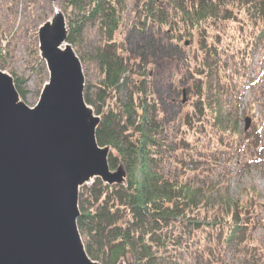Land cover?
<instances>
[{
  "label": "trees",
  "instance_id": "trees-1",
  "mask_svg": "<svg viewBox=\"0 0 264 264\" xmlns=\"http://www.w3.org/2000/svg\"><path fill=\"white\" fill-rule=\"evenodd\" d=\"M61 1L68 45H79L85 21L96 19L102 30V43L88 56L99 75L95 92L90 93V83L83 81L82 96L99 117L95 140L108 150V168L122 177L107 183L94 176L89 185L78 187L76 226L86 255L100 264H180V255L186 250L197 256L196 264H209L203 250L214 256L233 246L244 249L246 258L256 259L250 237L255 222L249 218L260 205L253 198L256 189L244 192L242 199H232L225 183L209 184L204 190L186 177L163 171L180 161L176 158L180 152L159 117V101L148 90L145 62L132 60L117 45L121 1ZM161 5L158 0L153 5L151 0H142L141 16L133 19L132 25L142 28L145 22L153 21L159 26L189 28L200 34L188 62H193L190 69L206 68L208 74L198 77L206 81H202L203 89L198 88L191 110L200 121L188 126L194 130L210 120V130L203 126L201 129L212 149L205 153L200 136L185 137L191 141L180 137L178 141L181 149V145L194 143L198 155L204 156L209 166H215L221 157L241 151L237 104L222 103L219 96L229 93L235 102L238 100L239 78L247 74L250 56L264 34V0H180L170 8L173 18L169 21L167 16L164 19ZM228 22L240 23L235 30L237 36L228 35L221 46L218 42L223 39L222 33L205 41L208 28ZM0 54L4 56L1 44ZM223 54L237 60L234 71L222 65L219 58ZM34 56L35 65L44 71L45 61L36 46ZM196 75H200L199 71ZM211 75H216L212 82ZM12 81L23 98L24 80L14 77ZM173 150L175 159L170 158ZM187 162L193 160L188 158ZM183 169L181 173L185 174ZM216 190L214 198H209Z\"/></svg>",
  "mask_w": 264,
  "mask_h": 264
},
{
  "label": "rangeland",
  "instance_id": "rangeland-1",
  "mask_svg": "<svg viewBox=\"0 0 264 264\" xmlns=\"http://www.w3.org/2000/svg\"><path fill=\"white\" fill-rule=\"evenodd\" d=\"M120 1L121 4L118 6L121 9L120 21L115 36L117 45L132 60L145 62L148 90L152 91L159 101V117L170 139L177 143L176 150L180 152L176 157L180 161L173 163L174 166L167 165L163 171L169 172L170 175L186 177L191 184L204 190L209 184L225 183L228 195L232 199H242L244 192L250 188L257 190L253 198L260 205L249 216L255 222L254 227L251 228L250 237L255 247L254 253H257L256 256L254 255L256 259L246 258L244 249L233 246L216 254L218 256L207 255V251L205 253L203 250V258L207 259L209 264H264V34H261V40L250 56L247 74L239 78L241 80L238 82V100L235 102L234 95L229 93L219 96V101L222 103L237 104L241 151L231 157H221L217 165L209 166L204 156L198 155L194 143L181 145L183 147L181 149L178 141L180 137L187 140L188 138L185 137L200 136L199 142L204 145L205 153H209L212 149V144L208 146L209 138L201 129L203 126L209 131L210 120L194 130L188 126L193 127L197 121L198 123L200 121L196 120L191 110L192 105L196 103L198 88L203 89L202 81H206L198 77L203 78L202 73L208 74L206 68L202 71V68L196 66L195 73L192 75L191 70L194 71V68H190L193 62H188L192 60L193 50L198 46L200 34L189 28L178 30L180 27L170 29L168 25L159 26L153 21L145 22L142 28L133 26V19L141 16L142 0ZM154 1L151 0L152 5ZM158 1L162 4L160 11L164 13V19L167 16L169 21L173 18L170 8L180 4V0ZM63 6L61 0H0V44L4 50V56H0V71L12 79L18 77L24 80L21 84L24 97L22 98L17 92V101L30 108L38 103L42 88L48 81L46 65L44 71L40 70V65H35V46L39 56L41 54L39 31L56 14L61 17L66 28ZM239 24V22H228L224 23V26L219 23L212 25L206 30L205 41H210L222 33L223 39L218 42V46H221L228 35L232 37L238 35L235 30ZM138 26L141 25L138 24ZM101 37L102 30L98 27L97 20H88L82 27L79 45L75 48L70 46L80 62L84 83H90V93L95 92L94 84L99 75L96 64L89 60L88 56L100 46ZM244 38H247L246 34ZM219 59L223 61L222 65L227 71H234L236 68V59L226 58V54L221 55ZM198 71L200 75H196ZM215 78L216 75H211V82ZM88 108L92 118L97 117L93 113V108L91 106ZM246 117L249 118V123L244 129ZM169 148L173 149L174 146L169 145ZM175 154L176 151L173 150L170 158L175 159ZM188 158L193 162H187ZM183 168H185V174L181 173ZM120 179L122 177H119ZM92 180L93 176L85 178L79 186L89 185ZM221 187H218V190ZM216 193L217 190L209 195V198H214ZM199 235V238L203 239L202 235ZM196 257L184 250L180 255V264H196L198 261Z\"/></svg>",
  "mask_w": 264,
  "mask_h": 264
},
{
  "label": "water",
  "instance_id": "water-1",
  "mask_svg": "<svg viewBox=\"0 0 264 264\" xmlns=\"http://www.w3.org/2000/svg\"><path fill=\"white\" fill-rule=\"evenodd\" d=\"M66 28L39 31L48 81L38 103L17 101L12 78L0 71V264H99L86 255L76 226L81 174L107 183L108 150L97 145L83 100V74ZM249 118H245V129Z\"/></svg>",
  "mask_w": 264,
  "mask_h": 264
},
{
  "label": "bare ground",
  "instance_id": "bare-ground-1",
  "mask_svg": "<svg viewBox=\"0 0 264 264\" xmlns=\"http://www.w3.org/2000/svg\"><path fill=\"white\" fill-rule=\"evenodd\" d=\"M62 25H63V22L61 20V17L58 14H56L55 17L50 22L46 23L44 27H42V29L45 30L46 36H48L49 38H53L54 34L56 33V30L58 28H61ZM65 48H66V44L64 42L60 45V47H58V49L61 52L64 51ZM40 53L42 54V51H40ZM88 110L91 113L89 108ZM90 117L92 118L91 114H90ZM84 180L85 178L81 174V181H84Z\"/></svg>",
  "mask_w": 264,
  "mask_h": 264
}]
</instances>
